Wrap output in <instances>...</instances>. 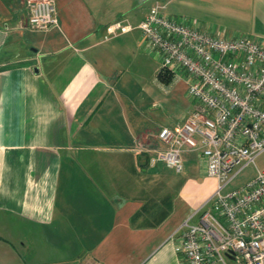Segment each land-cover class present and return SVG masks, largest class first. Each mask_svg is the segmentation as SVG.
<instances>
[{
  "label": "crops",
  "instance_id": "1",
  "mask_svg": "<svg viewBox=\"0 0 264 264\" xmlns=\"http://www.w3.org/2000/svg\"><path fill=\"white\" fill-rule=\"evenodd\" d=\"M24 2L0 0V264H187L181 226L217 180L195 152L184 178L149 166L141 148L180 123L162 117L142 67L155 89L186 95L182 121L195 101L149 61L139 29L105 28L163 3L211 35L264 42V0H55L47 31L27 27Z\"/></svg>",
  "mask_w": 264,
  "mask_h": 264
},
{
  "label": "built area",
  "instance_id": "2",
  "mask_svg": "<svg viewBox=\"0 0 264 264\" xmlns=\"http://www.w3.org/2000/svg\"><path fill=\"white\" fill-rule=\"evenodd\" d=\"M27 27L47 31L58 27L55 0H25ZM134 28L142 45L160 59V73L173 82L184 80L195 104L186 119L157 133L149 166L161 162L177 173L182 154L195 152L205 172L217 180L210 198L198 209L195 223L184 221L176 249L187 264H264V169L227 193L222 190L246 165L264 152V42L244 36L211 35L185 19L153 5L133 26L116 20L106 37ZM243 163L231 174L233 167Z\"/></svg>",
  "mask_w": 264,
  "mask_h": 264
},
{
  "label": "rangeland",
  "instance_id": "3",
  "mask_svg": "<svg viewBox=\"0 0 264 264\" xmlns=\"http://www.w3.org/2000/svg\"><path fill=\"white\" fill-rule=\"evenodd\" d=\"M217 23L222 24V27H219L218 29H226L224 27L226 24H224L223 22L222 23L217 22ZM146 52L148 53L149 61L151 63H152L151 60L156 61L159 67L160 59L159 58L155 59L154 58L155 56L153 53H150L148 51ZM152 69L153 68L151 64L145 67H142V74H141L145 76L143 78L147 80L146 81L147 83H149L148 89H149L150 98H153L152 96H154L160 101V103H158L159 106L157 105L158 106L157 109L159 110V112H161L162 117L166 120L167 123L169 121H174V122L177 121L179 123L183 122L181 120L183 117L181 118V116H183V114L185 113V110L189 105V102H188L189 100L187 99L186 95L183 92L182 93L176 92V91H173L172 89L169 90L168 92L167 91L164 92L160 89H155L154 86H152L153 79H154V73ZM242 165L243 163H239L235 167H233L231 174L236 172L237 169L241 168ZM257 169H264V152H262L255 159L253 164L244 166L239 171V173L232 179V181L227 186L224 187V189L222 190V193L224 194V193L230 192L232 190H235L245 185L247 182H249L251 179L254 178ZM186 174H188V171L187 169H184L182 173L177 174V175L184 178L186 177ZM216 187H217V184H216ZM216 187L214 188L213 193L215 192ZM208 198H210V196ZM229 264H233V263H229Z\"/></svg>",
  "mask_w": 264,
  "mask_h": 264
},
{
  "label": "trees",
  "instance_id": "4",
  "mask_svg": "<svg viewBox=\"0 0 264 264\" xmlns=\"http://www.w3.org/2000/svg\"><path fill=\"white\" fill-rule=\"evenodd\" d=\"M162 80H164L165 82H167L169 80V77H166V76H165V78L162 77Z\"/></svg>",
  "mask_w": 264,
  "mask_h": 264
}]
</instances>
